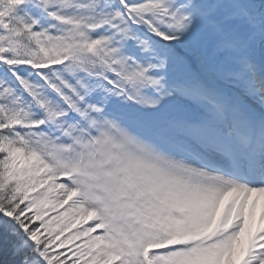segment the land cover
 <instances>
[{
  "label": "snow or ice",
  "instance_id": "1",
  "mask_svg": "<svg viewBox=\"0 0 264 264\" xmlns=\"http://www.w3.org/2000/svg\"><path fill=\"white\" fill-rule=\"evenodd\" d=\"M0 264H264V0H0Z\"/></svg>",
  "mask_w": 264,
  "mask_h": 264
}]
</instances>
